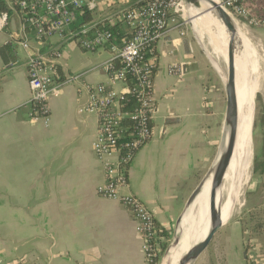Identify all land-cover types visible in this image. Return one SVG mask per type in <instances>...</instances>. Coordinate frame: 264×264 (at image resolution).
I'll use <instances>...</instances> for the list:
<instances>
[{"label": "crops", "instance_id": "0c3cea01", "mask_svg": "<svg viewBox=\"0 0 264 264\" xmlns=\"http://www.w3.org/2000/svg\"><path fill=\"white\" fill-rule=\"evenodd\" d=\"M96 1L93 21L142 2ZM115 26L116 36L128 35L126 23ZM19 30V17L10 11L0 28V264H145L131 213L97 194L104 180L93 151L97 117L85 110L83 83L67 84L49 99V126L33 119L23 64L27 52L11 44ZM71 43L61 47V76L86 73L85 82L108 84L100 65L111 56L110 44L91 52L107 55L100 61L78 54ZM156 61L153 136L130 165L123 193L141 198L156 226L168 232L159 240L161 248L175 235L186 203L213 165L225 112L219 75L190 23H169ZM174 64L181 65L182 76L169 74ZM260 141L243 208L216 233L205 264H264V137Z\"/></svg>", "mask_w": 264, "mask_h": 264}, {"label": "built area", "instance_id": "2783aa9c", "mask_svg": "<svg viewBox=\"0 0 264 264\" xmlns=\"http://www.w3.org/2000/svg\"><path fill=\"white\" fill-rule=\"evenodd\" d=\"M217 1L244 26L264 27V13L257 16L253 12L257 1L262 2L264 12V0ZM7 3L20 22V30L11 44L20 45L27 52L23 64L31 89L32 118L43 119L49 126V99L61 93L67 84L83 83L88 95L85 110L97 117L93 151L104 175L97 194L119 201L131 213L143 239L145 264H152L161 251L155 216L141 198L123 193V189L129 185L130 165L153 136L157 43L170 22L177 27L189 24L185 0H144L101 21L86 22L82 17L97 11L96 0H7ZM8 17L9 13L0 16V28L6 27ZM119 21L125 22L131 31L122 47L113 44L115 33L109 28ZM67 42H76L88 52H97L110 44L111 56L100 65L110 82L89 84L83 79L86 73L63 78L59 58L61 47ZM168 72L183 75L179 64L170 65Z\"/></svg>", "mask_w": 264, "mask_h": 264}, {"label": "bare ground", "instance_id": "6f19581e", "mask_svg": "<svg viewBox=\"0 0 264 264\" xmlns=\"http://www.w3.org/2000/svg\"><path fill=\"white\" fill-rule=\"evenodd\" d=\"M211 1L216 2L217 0ZM186 12L189 20L191 16L194 17L191 24H193L196 31L201 34L204 27L203 18L195 16L196 14L192 10ZM235 33L239 39L242 52L236 57L237 91L235 118L238 120L239 126L235 144L232 149L231 164L225 176V183L223 185L218 184L216 187L217 194L214 200L209 201L211 179L206 180L193 204L185 212L184 219L173 236L174 240L181 234V242L172 250L170 259L166 264H180L187 253L206 236L213 222V214L226 223L231 217L234 202L239 201L240 190L247 181H249L247 172L252 159L253 112L255 109V97L257 96L256 92L260 89L261 75L259 67L262 57L259 56L257 49L252 45L245 34L239 30H235ZM219 35L218 38L212 41L215 53V60L213 59V63L219 72L224 75L225 83H227V75L221 68L219 57H223L224 61L227 63L228 35L225 34L227 36L226 44L225 41L219 39ZM235 186L236 192L234 190Z\"/></svg>", "mask_w": 264, "mask_h": 264}, {"label": "water", "instance_id": "95a60500", "mask_svg": "<svg viewBox=\"0 0 264 264\" xmlns=\"http://www.w3.org/2000/svg\"><path fill=\"white\" fill-rule=\"evenodd\" d=\"M186 5L188 7V11L192 10L196 14L195 16H200L203 18L204 22H207L208 17L211 16L215 18L219 25L224 29L225 34L228 35V75H227V83L225 84L226 88V109H225V117H224V124H223V131L221 140L218 145V150L213 162V165L206 176L205 181L200 184L197 189L192 193L190 199L186 203V208L190 207L200 191L202 190L203 185L205 184L206 180L211 179V189L209 193V201H213L217 190L216 187L218 184L223 185L225 183V176L227 171L230 167L231 160H232V149L235 144L236 134L238 132L239 122L235 118V100H236V87H237V66H236V57L241 54V48L239 39L235 30H243L245 33L248 34V30L240 24V22L233 17L229 12H227L222 5L216 1L213 2L211 0H185ZM190 26L194 35L201 46L204 53L207 55V51L205 50L204 46H202L197 32L193 29V25L189 20ZM223 25H222V24ZM227 38V36H226ZM209 53V52H208ZM209 55V54H208ZM211 61L213 63V58L209 55ZM209 58V59H210ZM214 65V64H213ZM215 67V66H214ZM253 124L255 119V110L253 112ZM235 192L236 186L234 187ZM238 205V201L234 202L233 210L231 213V217L229 220L224 223L223 220L219 219L218 216L213 214V222L210 225V228L204 238L200 240L199 243L183 258L180 264H195L201 261L204 256H210L211 249L210 244L213 241L216 233L221 229L224 225L228 224L235 216H236V208ZM185 211L180 216L177 221V226H180L184 219ZM178 228V227H177ZM173 236L170 238V243L167 245L166 250L162 254L160 258L159 264H166L167 261L170 259L171 252L175 249L179 243L181 242V235L173 240Z\"/></svg>", "mask_w": 264, "mask_h": 264}, {"label": "rangeland", "instance_id": "374dc122", "mask_svg": "<svg viewBox=\"0 0 264 264\" xmlns=\"http://www.w3.org/2000/svg\"><path fill=\"white\" fill-rule=\"evenodd\" d=\"M211 16H210V18L208 17L207 23L206 22L203 23L204 27L202 29L203 32H201V34L198 31H196V30L195 31L197 32V36H198L202 46H204L205 50L207 51V56L210 58L209 55H211L213 58H215V53H214V50H213V42L212 41L215 40L216 38H218V35L220 34L222 36L219 35V39H221V41H225V44H226L227 38H226V35H225V31L219 25L218 21L215 18H212ZM193 18L194 17L191 16L190 22H192ZM240 24L243 25L241 22H240ZM244 27L246 28V30H248V34L245 33L243 30H241V32L243 34H245L249 38V40L252 43V45L257 49V51L259 53V56L262 57L261 58L262 60L260 62L261 63L260 64L261 68L259 67V72H260V75H261V78H260V80H261L260 81V89L256 92L257 96L255 97V109H254L255 110V119H254V124L252 126V148H253L252 149V159H251V162L249 164V168H248V172H247L249 181H247V183L240 190V197H239L238 205H237V208H236V210H237L236 214H238V212L243 208V203H244V198H245V191L248 188L250 180H251L255 152H256V149H257V151L260 150L259 147L262 144V142L260 140H262L263 137H264V124L262 122V120H263L262 117L264 116V31H263L264 27H255V26H244ZM204 28H205V30H204ZM70 45L73 46L76 49V52L78 54H85V55L95 56L100 61L104 60V58L107 56L104 52L101 55H96V54L88 52V51L84 52V51H82V48L80 47V45L76 44L75 42H72ZM18 54L21 57H23L24 51H23L22 48H18ZM210 62H211V58H210ZM219 62H220V65H221V68H222L223 72L226 73V75H228V65L224 61L223 57H219ZM214 69L217 71V73L219 75L218 82H219V85L222 88L223 107H224L222 109V113H224L225 109H226V102H227L226 88H225V84H226L225 83V77H224V75L221 72H219V70L216 67H214ZM214 241H215V237H214V239L211 242L210 247H209L211 249V251H212V247H213ZM169 243H170V241L168 243H165L166 247H167V245ZM165 250H166V248H165ZM164 251L161 253V256L164 253ZM206 260H207V256L205 255L203 260L200 263H195V264H205Z\"/></svg>", "mask_w": 264, "mask_h": 264}, {"label": "trees", "instance_id": "16d2710c", "mask_svg": "<svg viewBox=\"0 0 264 264\" xmlns=\"http://www.w3.org/2000/svg\"><path fill=\"white\" fill-rule=\"evenodd\" d=\"M142 2H144V0H142ZM255 4H256V6L253 9V12L257 16L262 15L264 13L263 7H262V2L257 1ZM3 13H10V8H9L8 3H7V0H0V16ZM91 17H92L91 13L87 12V14L84 17H82V20H83V22L90 21ZM119 22H121V21H119ZM119 22H117V23H119ZM116 24L109 26V28L115 33V38L113 40V44L117 45L118 47H122L124 42L131 37V31L129 28H127V34H128L127 36H125L124 34H120L119 36H116V32H117V29L115 26ZM262 119H263L262 122L264 124V116L262 117ZM157 233H158V236L160 238H168L169 237L168 232L164 229H161L158 225H157ZM165 248H166V245L161 246V251L158 253V255L156 256V258L154 259L152 264H159L161 253L165 250Z\"/></svg>", "mask_w": 264, "mask_h": 264}]
</instances>
